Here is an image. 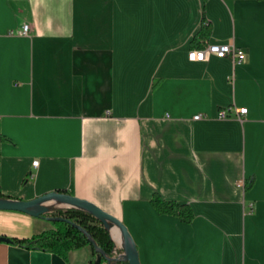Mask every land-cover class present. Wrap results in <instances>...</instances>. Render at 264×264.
<instances>
[{
	"label": "crops",
	"instance_id": "1",
	"mask_svg": "<svg viewBox=\"0 0 264 264\" xmlns=\"http://www.w3.org/2000/svg\"><path fill=\"white\" fill-rule=\"evenodd\" d=\"M208 42L245 58L188 60ZM230 106L247 110L216 117ZM0 190L93 203L125 226L140 264H264V0H0ZM154 193L192 220L157 213ZM53 228L0 209L7 239ZM110 237L123 252L117 227ZM94 258L0 240V264Z\"/></svg>",
	"mask_w": 264,
	"mask_h": 264
},
{
	"label": "trees",
	"instance_id": "2",
	"mask_svg": "<svg viewBox=\"0 0 264 264\" xmlns=\"http://www.w3.org/2000/svg\"><path fill=\"white\" fill-rule=\"evenodd\" d=\"M209 27L210 22L203 15L200 28L192 40L196 41L195 46L198 45V38H207L210 30ZM0 198L11 197L4 195L0 190ZM150 203L157 213L178 216L186 223L190 222L194 216L191 207L187 203L166 200L157 193L152 195ZM43 216H61L75 223L79 228L69 222L52 221L54 228L51 230L43 231L29 238L8 240L24 247L48 250L65 257L70 250L79 249L84 246H91L94 249V253L97 254L95 247L89 239L90 237L96 247L103 250L108 256L114 257L118 253L114 248V242L110 238L108 231L99 220L84 210L73 207L54 208L44 213ZM94 260L95 258L90 261V264H93ZM112 264L128 263L125 260H116Z\"/></svg>",
	"mask_w": 264,
	"mask_h": 264
},
{
	"label": "water",
	"instance_id": "3",
	"mask_svg": "<svg viewBox=\"0 0 264 264\" xmlns=\"http://www.w3.org/2000/svg\"><path fill=\"white\" fill-rule=\"evenodd\" d=\"M61 207H73L90 213L100 221L103 227L108 231L109 236L112 227H117L120 230L121 248L123 250L121 257L108 256L103 250L97 248L94 241L88 236L91 243L95 247V250L97 251L93 264H100L101 259H105L108 264H112V262L116 260H125L128 264H140L136 247L125 226L117 218L109 215L85 199H81L69 193L57 190L44 193L29 200L0 198V209L20 211L34 217H44L50 221H65L79 228V226H77L75 223H72L61 216H43V214L48 212L50 209ZM0 240L9 241L3 236H0Z\"/></svg>",
	"mask_w": 264,
	"mask_h": 264
},
{
	"label": "built area",
	"instance_id": "4",
	"mask_svg": "<svg viewBox=\"0 0 264 264\" xmlns=\"http://www.w3.org/2000/svg\"><path fill=\"white\" fill-rule=\"evenodd\" d=\"M29 25L27 23H23L20 28V33L25 34L28 32ZM214 56L217 58H229L234 63L242 62L245 58V52L243 49L233 45L232 43H206L202 47L191 48L187 53V58L190 61H205L209 59V57ZM246 107H242L239 109L231 107L222 108L217 112L218 119H228L231 117V112L235 117L239 118L240 114L246 112ZM194 120L205 119L206 115L201 113L195 114L192 117ZM37 165V160L32 161V166ZM30 175L33 176L32 173ZM238 185H242L243 183L239 181ZM121 253H117L116 256L121 257Z\"/></svg>",
	"mask_w": 264,
	"mask_h": 264
}]
</instances>
